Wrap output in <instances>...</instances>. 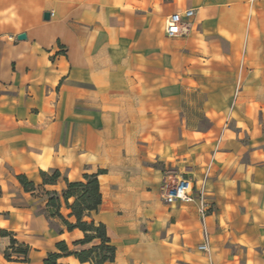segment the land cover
<instances>
[{
	"label": "crops",
	"instance_id": "crops-1",
	"mask_svg": "<svg viewBox=\"0 0 264 264\" xmlns=\"http://www.w3.org/2000/svg\"><path fill=\"white\" fill-rule=\"evenodd\" d=\"M187 9L167 36V16ZM182 166L204 186V216L197 199L159 200L163 172ZM51 169L61 176L43 183ZM100 171L93 217L110 238L124 228L115 211H142L131 259L264 264V0H0V264L73 247L83 234L49 216L46 191ZM116 259L117 247L104 264Z\"/></svg>",
	"mask_w": 264,
	"mask_h": 264
},
{
	"label": "trees",
	"instance_id": "trees-1",
	"mask_svg": "<svg viewBox=\"0 0 264 264\" xmlns=\"http://www.w3.org/2000/svg\"><path fill=\"white\" fill-rule=\"evenodd\" d=\"M102 172L85 173L82 179L75 181L64 177L66 187L61 192L46 191L49 216L58 218L68 230L78 228L83 234V237L72 242V245H90L86 248H72L65 240H60L55 243L56 250L48 252L42 264H69L60 260L61 257L68 255L74 256L80 262L88 261L91 264H104L115 260L116 245L108 235L106 225L93 217V213L98 211L102 200L98 179V174ZM40 176L43 183H54L61 173L58 169L41 170ZM17 177L24 187L32 189L33 182L28 181L25 175ZM61 199L69 210L67 215L60 212ZM69 217H73L74 220H69ZM16 243L14 239L10 243V247L17 255L16 258L22 255V259H26L28 248L21 244L15 246ZM4 255L7 259L11 257L7 250Z\"/></svg>",
	"mask_w": 264,
	"mask_h": 264
},
{
	"label": "built area",
	"instance_id": "built-area-1",
	"mask_svg": "<svg viewBox=\"0 0 264 264\" xmlns=\"http://www.w3.org/2000/svg\"><path fill=\"white\" fill-rule=\"evenodd\" d=\"M192 14L193 9H187L183 12H173L168 15L165 23V34L174 36L183 32L181 16H191ZM160 196L163 202L170 206L189 203L197 199L201 216H204L209 209L204 186L197 185L189 177L177 176L171 181H164L160 186ZM197 249L204 252L208 250V236L204 228L202 230V240L197 244Z\"/></svg>",
	"mask_w": 264,
	"mask_h": 264
},
{
	"label": "rangeland",
	"instance_id": "rangeland-1",
	"mask_svg": "<svg viewBox=\"0 0 264 264\" xmlns=\"http://www.w3.org/2000/svg\"><path fill=\"white\" fill-rule=\"evenodd\" d=\"M185 167L182 166L180 168V175L187 177V175L184 173ZM173 172L171 168H168L167 172H163V175L166 176L163 178L160 182V186L164 181L172 180L175 177L172 176ZM160 190V187H159ZM159 197V195H158ZM159 200L162 202V199L159 197ZM115 214L119 217V219H123V227L121 230L119 229H113L110 230L111 233V239L113 243L117 247V259L115 264H148L146 261L144 263H141L140 261L131 259L129 256L132 248L134 247L135 243H131L130 240L125 239L126 235H130V233L134 232L133 230H136L137 232L141 233L145 231V221L142 215V211L135 210V211H125V210H117L115 211ZM131 214V215H130ZM134 222V225H136V229H132L133 227L129 226L130 223L132 224ZM134 232L135 234L137 232ZM131 238V237H129ZM90 245V244H89ZM72 247V246H71ZM72 248H80V246H73ZM171 263L176 264V258L175 256L171 257ZM153 264H159L157 262H154Z\"/></svg>",
	"mask_w": 264,
	"mask_h": 264
},
{
	"label": "water",
	"instance_id": "water-1",
	"mask_svg": "<svg viewBox=\"0 0 264 264\" xmlns=\"http://www.w3.org/2000/svg\"><path fill=\"white\" fill-rule=\"evenodd\" d=\"M44 17L45 18H48L49 17V12H45L44 13ZM25 37H26V34L25 33H20V34L17 35V38L18 39H24Z\"/></svg>",
	"mask_w": 264,
	"mask_h": 264
}]
</instances>
